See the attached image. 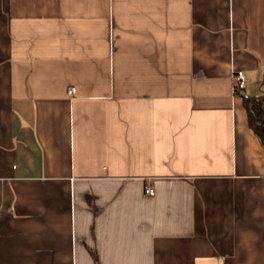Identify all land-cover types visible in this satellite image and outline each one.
Instances as JSON below:
<instances>
[{"label": "crops", "instance_id": "obj_1", "mask_svg": "<svg viewBox=\"0 0 264 264\" xmlns=\"http://www.w3.org/2000/svg\"><path fill=\"white\" fill-rule=\"evenodd\" d=\"M263 93L264 0H0V264H264Z\"/></svg>", "mask_w": 264, "mask_h": 264}, {"label": "trees", "instance_id": "obj_2", "mask_svg": "<svg viewBox=\"0 0 264 264\" xmlns=\"http://www.w3.org/2000/svg\"><path fill=\"white\" fill-rule=\"evenodd\" d=\"M244 104L248 111L249 125L264 145V93L245 96Z\"/></svg>", "mask_w": 264, "mask_h": 264}, {"label": "built area", "instance_id": "obj_3", "mask_svg": "<svg viewBox=\"0 0 264 264\" xmlns=\"http://www.w3.org/2000/svg\"><path fill=\"white\" fill-rule=\"evenodd\" d=\"M233 78H234V81H235V90L236 91H239V90H241L242 88L245 87L246 75H245L243 70H235L234 73H233ZM68 92L71 95L74 94L75 88L71 87ZM146 191L149 194H153L154 193V190L151 187L147 188Z\"/></svg>", "mask_w": 264, "mask_h": 264}]
</instances>
